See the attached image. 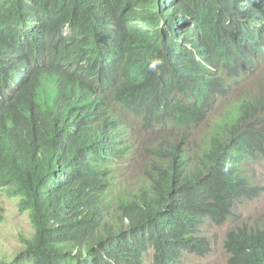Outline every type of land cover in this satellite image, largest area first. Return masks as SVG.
<instances>
[{
	"label": "trees",
	"instance_id": "trees-1",
	"mask_svg": "<svg viewBox=\"0 0 264 264\" xmlns=\"http://www.w3.org/2000/svg\"><path fill=\"white\" fill-rule=\"evenodd\" d=\"M263 64L264 0H0V188L33 230L0 264L208 256L262 194L264 84L226 100ZM224 248L264 264V219Z\"/></svg>",
	"mask_w": 264,
	"mask_h": 264
},
{
	"label": "rangeland",
	"instance_id": "rangeland-1",
	"mask_svg": "<svg viewBox=\"0 0 264 264\" xmlns=\"http://www.w3.org/2000/svg\"><path fill=\"white\" fill-rule=\"evenodd\" d=\"M264 84V65L260 68L257 76L250 77L242 83L226 101L237 98L249 88L260 91V86ZM223 103L218 105V109ZM209 123H205L194 134L198 136L208 129ZM249 165V174L263 186L262 195L255 200L241 206L235 220H231L227 225H209L207 235L213 243V250L204 258L195 255H185L180 264H228V253L224 248L226 231L234 224L243 221H257L264 219V157L259 161L253 160ZM19 199L7 195L5 189L0 188V260L3 257L13 259L15 252L19 250L20 236L25 234L31 236L32 227L27 213L19 211ZM3 215V217H1ZM148 264H152L151 261Z\"/></svg>",
	"mask_w": 264,
	"mask_h": 264
},
{
	"label": "clouds",
	"instance_id": "clouds-1",
	"mask_svg": "<svg viewBox=\"0 0 264 264\" xmlns=\"http://www.w3.org/2000/svg\"><path fill=\"white\" fill-rule=\"evenodd\" d=\"M157 63H158L157 61H153L152 64L150 65V67H151L152 69H155V66H156ZM263 65H264V64H263ZM263 65H262V66H263ZM262 66H261V67H262ZM259 71H260V70H259ZM258 73H259V72H258ZM237 88H238V87H237ZM235 90H236V89H235ZM235 90H234V91H235ZM234 91L232 92V94L234 93ZM257 92H258L257 89H251V88H249V89H248L247 91H245L242 95H239V96H238L237 98H235V99H238V98H240L241 96L248 97V96H250V95H252V94H253V95L256 94ZM232 94H231V95H232ZM231 95H230V96H231ZM232 100H233V99H232ZM232 100H230V101H232ZM227 102H229V101H227ZM220 103H223V102H220ZM220 103H219V104H220ZM217 108H218V107H217ZM222 108H223V104H222V107L219 108V109L222 110ZM256 161H259V160H256ZM248 163L250 164L251 162L249 161ZM249 164H248V165H249ZM262 194H263V193H262ZM262 194H261V195H262ZM261 195H260V196H261ZM254 200H255V199H254ZM252 201H253V200H252ZM250 202H251V201H250ZM248 203H249V202H248ZM240 208H241V206H239L238 212H239ZM233 220H234V219H233ZM262 220H263V219H262ZM262 220H257V221H262ZM230 221H231V220H230ZM230 221H229V222H230ZM229 222H228V223H229ZM228 223H227V224H228ZM227 224H225V225H227ZM211 225H212V224H211ZM217 226H218V225H217ZM225 235H226V234H225ZM225 251H226V250H225Z\"/></svg>",
	"mask_w": 264,
	"mask_h": 264
}]
</instances>
